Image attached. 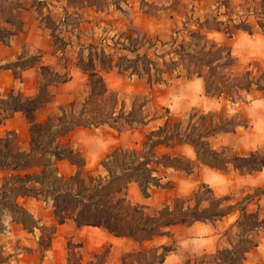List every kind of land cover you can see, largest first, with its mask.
Listing matches in <instances>:
<instances>
[{"label": "crops", "instance_id": "1", "mask_svg": "<svg viewBox=\"0 0 264 264\" xmlns=\"http://www.w3.org/2000/svg\"><path fill=\"white\" fill-rule=\"evenodd\" d=\"M0 1V11L13 14L15 26H19L18 31L0 40V99L12 101V104L0 106V140L11 139L10 143L16 144V149L21 145L19 151L26 154L31 150V125L40 126L48 121L58 124L63 110L68 114H77L82 110L95 92V84L91 81L93 75L102 82L104 93L139 91L135 87L143 80L139 77L141 75L120 67V58L132 59L151 42L171 40L179 31L184 34L196 31L197 34H204V40L229 47L237 65L238 59L227 40H239V35L247 34L232 27L237 24V13L230 11L231 7L244 0H107V4L103 5H90L87 1L74 4L69 0ZM214 17L224 23L220 30L209 29L203 23L213 21ZM248 18L245 19L250 23L251 17ZM7 23L0 19V27H6ZM226 23L232 27L231 36L226 33ZM134 39L145 41L142 45L130 47ZM198 42L203 44V40L195 43ZM160 87H164V96L169 94L165 99L171 98L169 101L173 103L165 108L166 115L149 120L146 118L140 123H128L126 118V124L119 127L117 122L129 112L116 105L112 112L113 125L103 121L86 127L79 126L67 135L58 137L56 144L71 147L86 163L85 167L78 168L68 160L58 161V176L68 178L83 170L90 175L105 177L107 170L102 165L103 160H107L116 150L141 152L147 135L174 118L183 126L187 125L192 115L193 122L198 123L200 116L196 118V113L220 115L213 120L214 124L222 118L240 121L238 117L226 115L223 108L214 107L211 110L214 112L205 110L208 99L220 101L223 98L208 97L202 78L180 77L169 88ZM257 99H254L255 102H261ZM31 100H35L39 107L26 113L19 102ZM173 115H179V119ZM247 116L251 125L237 126L234 132H220L206 138L211 149L226 158L229 153L233 157H250L264 137L258 132V121L251 106L247 109ZM157 121L161 124L150 128ZM10 152L11 147L8 149ZM156 154L186 160L190 162L192 172L154 166L153 176L168 187L151 185L149 196L145 197L138 183L131 182L126 191V198L131 204L143 205L148 212L172 208L176 199L190 201L198 186L205 185L212 190L214 197L228 198L225 205L236 207L231 214L214 223H175L166 229L168 235L156 236L144 242L154 248L172 247L162 264H183L192 256L213 255L231 249L245 226L244 214L248 218L264 220V169L253 174H242L229 165L227 171L222 172L200 162L194 148L185 143L157 146ZM15 172L12 170L9 176L15 175ZM256 189L261 193L254 195ZM14 203H19L32 214L33 221L38 225L40 222V227L45 224L54 229L49 246L45 248L29 244L24 251L9 252L5 256L6 247L0 246V264H67L66 247L72 241H77L76 251H80L81 264L94 263L101 252L107 254L101 264H121L122 258L135 250L137 243L133 238L116 236L112 229L78 226L71 220L56 222L53 212L39 205L40 200L33 196L18 197ZM243 206L244 210L240 211ZM9 219L12 226L18 227L16 221L11 217ZM37 228L34 226L35 233H30L35 235V240L41 236V233L37 234ZM247 234L258 245L246 253L242 264H264V229Z\"/></svg>", "mask_w": 264, "mask_h": 264}, {"label": "trees", "instance_id": "2", "mask_svg": "<svg viewBox=\"0 0 264 264\" xmlns=\"http://www.w3.org/2000/svg\"><path fill=\"white\" fill-rule=\"evenodd\" d=\"M69 1L75 2L73 0ZM80 1H87L90 5L107 4V0ZM256 5V10L258 9V11H254L256 13H254L255 20L253 27L257 28L260 33H264V0H259L256 2ZM206 23L209 29L220 30L221 26L224 25V23L217 20V17L213 18L212 25L208 20ZM232 27L250 35L255 33L252 25L247 20L239 24H233ZM232 27L228 23L225 25L226 33L230 36L232 35ZM195 45L197 47L192 49L191 52L186 50V52L183 51L180 54V61H195L194 65H192V72L186 77L188 79L202 78L205 84V93L208 97L220 99L225 96L229 102L236 103L237 100L242 101V93H248L253 86H255L256 91H264V85L260 81H254L249 71L242 77L226 74L230 70L234 71L236 65V59L232 56L229 47L217 46L207 40H203L202 45L200 42ZM149 61L150 64H153L151 60ZM130 62L134 63L137 60H131ZM188 69L190 70L191 67L187 68V72L189 71ZM205 70L216 80L214 84L208 82L209 78H207ZM132 74L140 75L135 68ZM147 74L149 75V73ZM149 80L153 83L162 81L161 79H152L150 77ZM19 103H21L22 109L26 113L32 112L39 107V104H36L35 100ZM8 104H12V101L0 99V106L4 107ZM11 109L13 110L12 106ZM193 117L192 115L189 118L185 127L179 121H170L159 129L151 131L143 143L141 152L114 151L107 160L102 161V165L107 170L105 177L100 175L94 177L87 173L86 178H81V171L78 170L75 175L66 179L58 176L56 164H53L52 170H49L50 163L52 162L51 156L55 158L56 163L61 160H68L78 168L85 167L86 163L81 155L74 152L71 147L56 144L57 138L67 135L76 127H86L95 123H87L85 120L81 121V117L79 118L72 113L68 114L63 110V116L59 119L58 124L48 121L38 126L46 135L48 134L46 142L43 141V136L37 134L36 139L39 141V146L35 147L31 144L30 153L26 154L18 151V156L13 158L6 157L10 162L0 159V170H6L10 167H12V170L42 169L40 174H34V176L26 174L25 178H22L19 175H12L8 180L4 179V185L0 187V200L3 203L5 202L7 207L11 206L14 208L17 214L20 212L23 216H26L29 214L24 208L14 202L12 204L7 198L16 200L18 197L33 196L35 198L43 197L46 200L49 196H52L53 207L59 223L71 220L78 226H97L112 229L116 236H129L139 244L150 241L156 236L168 235L166 229L175 223H186L190 222V220L191 222L211 223L219 221L236 209L235 206L225 205V201L228 198L217 199L216 202L203 209H200L201 203L199 200H196L193 207H185V202L176 199L172 208L165 207L156 216H150L145 206L131 204L126 198V191L131 182L138 183L145 197L149 196L148 189L151 185L161 188L168 187L167 184H160L159 178L153 176V172L155 171L154 166L171 167L187 173L192 172L190 162L171 158L170 156L159 157L156 154L157 146H170L172 142L185 143L192 146L200 162L222 172H226L229 165H232L242 174H253L264 169V162L259 164L256 161L257 159H255L259 158V154L251 153L250 157L247 158H226L212 150L206 141V138L217 133L234 132L237 126L242 125L247 127V125H243V123L235 118H222L219 123L214 124L211 122L201 129L200 127L204 123L205 116L200 117L201 121L199 124L193 122ZM260 157L264 160V156ZM41 158L48 159V164L42 165L40 163ZM46 171H50L48 173L50 178L52 174L56 175L54 179L47 181V183L42 178L45 173L47 174ZM31 181L35 185H38V187L35 185L29 186L28 183ZM202 187H206L207 191L213 195L212 190L208 186L203 185ZM202 187L198 189L194 196L199 195ZM60 197L64 198V205L68 204V206L66 205L68 214L62 212L59 207ZM243 210L244 206L240 208V211ZM65 212L67 213V211ZM244 217L245 226L237 243L231 249L218 251L216 253L218 255V262H215V264H242L246 253L258 245L257 242L248 237L247 233L256 229H264V220H259L258 217L248 218L245 214ZM172 250L170 246L152 247L150 250L151 259L144 261L142 264H162L168 253ZM216 254L207 257H213ZM71 255L72 264H81L80 255L75 254L73 250H71ZM131 255L129 254V256ZM105 256L104 254L98 262H91L90 264H101ZM191 262L189 258L183 264H192ZM126 263L125 257L122 258L121 264ZM198 264H201V262Z\"/></svg>", "mask_w": 264, "mask_h": 264}, {"label": "rangeland", "instance_id": "3", "mask_svg": "<svg viewBox=\"0 0 264 264\" xmlns=\"http://www.w3.org/2000/svg\"><path fill=\"white\" fill-rule=\"evenodd\" d=\"M74 3L78 4L80 0H73ZM226 1V0H223ZM253 1V2H252ZM244 0L241 3H239L237 6L231 7L230 11L237 13L236 22L237 24L243 22L246 19H249L250 16V24L252 27L254 26V20L255 15L254 11H258L256 0ZM255 1V2H254ZM0 9H2V1H0ZM251 10V11H250ZM2 11V10H1ZM0 11V19L6 20L9 22V24L6 27H0V40L4 37L9 36L15 31H18V27L15 26L16 23H14L13 14H4V11ZM250 11V12H249ZM224 12H226L224 10ZM3 13V14H2ZM246 18V19H245ZM223 19V18H222ZM226 20V19H224ZM209 21V20H208ZM13 23L10 25V23ZM204 21V25L208 26V24ZM209 23L212 25L213 21H209ZM207 24V25H206ZM18 25V24H17ZM235 28V27H234ZM236 29V28H235ZM254 32H258L257 28L253 27ZM233 32L238 33L236 30H233ZM203 35L197 34L196 31H191L188 34H184L183 31H179L176 33V36L172 37L171 40L166 41H153L151 44L147 45L144 50L141 51L140 55L138 54L132 59H127L126 57L120 58L119 60V66L123 69L130 70L129 72L133 73V69L135 68L138 70L141 76L140 79L141 82L138 84V87H135L136 89H139V91L131 92V93H114V92H103L104 88L102 85V82L99 81L98 77L92 76L91 81L95 84L94 85V93L92 94L91 100L85 105L82 110L77 112L75 116H78L81 121H86L87 123L94 122H103L108 121L109 124L113 125L114 122L112 121V112L116 105H118V108L123 107V109L129 114L123 118L122 120H119L117 124L119 127H122L126 124L124 119L127 118L129 120L128 123H140L142 120H145L146 118L154 119L158 118V116L166 115L167 111H165V108L169 107L170 105H173L172 102H170L169 99H165L166 95L164 96V92L162 89L166 86L169 88L174 84V81L177 80V78L180 77H186L189 73L192 72V65H194L192 60L187 62V60L180 61V54H182L183 51H192V49L196 48L195 45L197 41L204 40ZM239 40H227V43L232 47V51L234 56L238 59L237 65L234 67V71L230 70L226 72L227 75L233 74L236 77H242L248 70L251 72V78L254 81H260L261 84L264 85V35L258 33L255 34V36L249 37L248 34L242 33V35H239ZM145 40H138L134 39L133 42L130 44V47L133 45H142L144 44ZM183 46V47H181ZM186 59V58H184ZM128 60H137V62H130ZM153 62V64H150V61ZM176 62V64H174ZM191 67V69L187 72V68ZM149 73V75L147 74ZM205 74L207 78H209L208 82L214 84L216 81L211 75L208 74L207 70H205ZM149 77L152 79H161L162 81L159 83H153L150 82ZM144 85V87H143ZM151 85V86H150ZM153 86V87H152ZM151 87V88H150ZM150 88V89H148ZM164 90V89H163ZM169 95V94H168ZM167 95V96H168ZM208 98V97H207ZM223 99L220 101L214 100V99H208L207 101V107L205 110L209 109L208 112H214L211 110H214L213 108H223L225 110V114L229 115L230 117H238L240 122L243 123V125H251L250 118L247 116V109L248 107H252V113L257 118L258 121V132L259 134L264 137V92H258L256 91L255 86L252 87V89L246 93H242V101L237 100L236 104H231L227 102L226 97H222ZM260 98V99H257ZM226 99V100H225ZM260 100L261 102H255L256 100ZM212 102H210V101ZM145 107L143 108V106ZM174 111V110H173ZM206 112V113H208ZM193 114V113H191ZM124 115V114H123ZM174 117H177L179 119V115H173ZM185 116V115H184ZM183 116V117H184ZM198 116H205L204 123L201 125V129L204 128V126L209 125V121L213 122V120H217L220 115L215 113H208V114H200L196 113V118ZM197 120L199 122L201 119ZM185 118V117H184ZM222 118V117H221ZM176 120V121H174ZM172 122H177V119L174 118ZM185 122H187V119L185 118ZM161 122H153L150 126V128H155L158 125H160ZM117 125V126H118ZM214 125V124H213ZM186 126V125H185ZM184 126V127H185ZM50 128V126H49ZM43 130L39 129L37 125L32 124L31 125V137L33 146H39V141L36 139L37 134H40V136L44 137V142H46L48 138V134H43ZM11 139L6 140H0V159L4 160L6 162H10L6 159V157H16L18 156L19 148H21V145H18V149H16V144L10 143ZM9 147L12 148V152L10 154L8 153ZM17 152V153H16ZM256 152V154H259V158L256 161L260 164L264 162L262 157L264 156V141L259 143L258 148H256L252 153ZM227 158H233L231 153L227 155ZM48 159L41 158L40 163L42 165L48 164ZM52 162L50 163L49 170H52L53 164H56L55 158L51 156ZM55 162H54V161ZM55 168V165H54ZM42 169L37 168L36 171H27V172H20L16 170L15 175H19L22 178H25L26 174H30L31 176L34 174H40ZM12 171V167H10L7 170H0V187L4 185V179L8 180L10 178L9 173ZM81 171V178H86L87 173L83 170ZM20 172V173H18ZM43 175L44 182L47 183V181H50L51 179H54L56 175L52 174L51 178L48 175L50 171H46ZM75 175V174H74ZM90 175V174H89ZM92 176H97L96 174H93ZM69 178V177H68ZM66 178V179H68ZM29 180V179H26ZM30 183H33L31 181ZM28 183V185L30 184ZM31 186V185H29ZM33 186V185H32ZM37 186V185H35ZM202 187L201 185L198 186V189ZM208 189L206 187H202L199 195L193 196L190 201L183 200L186 207H193L195 205L196 200L200 201L201 208L203 209L205 207H208L213 202H216L218 198L214 197L210 192L207 191ZM197 192V191H196ZM195 192V193H196ZM260 190L256 189L254 192V195L260 194ZM8 201H11L13 204L14 200L11 198H7ZM40 200L39 205H41L43 208L50 209L51 212H53L56 222L59 223L58 218L56 217L55 210L53 207V200L52 196H49L46 200L43 197L38 198ZM64 198H59V207L61 208L62 212L65 214H68V210L66 209V205L63 204ZM175 202V201H174ZM174 204V203H173ZM10 205V204H9ZM18 205L22 207L19 203ZM23 208V207H22ZM161 209V208H160ZM160 209H152L147 211V213L150 216H156ZM14 208L11 206L7 207L5 202L3 203L2 200H0V246H5L6 249L4 251L5 256L9 254V252H21L24 251L25 248L32 244L35 246V244H38L39 246L45 248L49 246L50 238L53 233V226L43 225L40 227L37 222L33 221L34 219L32 214L28 213L29 215L23 216L20 212L18 214L15 212ZM67 211V213L65 212ZM28 212V211H27ZM21 214V215H19ZM12 218L14 221L18 223V227L12 226L9 222V218ZM24 223H21V222ZM191 222V220H190ZM38 227L39 233H41V236L39 235V240H35L34 234L31 235L30 233H35V229L33 227ZM137 243V242H136ZM77 241H72L70 244H67V252L65 255V262L67 264H72V255L71 250L76 254H80V251H76ZM153 246L149 244L137 243L135 246L134 252L130 253L132 254L129 256L127 254L125 256L126 264H142L144 261L151 259V248ZM107 255L106 252H101L98 254L95 262H98L102 256ZM129 256V257H128ZM206 256V257H203ZM209 255H200L195 257H190L192 264H198L201 262L206 264H215V262H218V255L216 254L213 257H207ZM127 257V259H126ZM2 257H0L1 259ZM187 259V258H186ZM102 261V260H101ZM102 263V262H101Z\"/></svg>", "mask_w": 264, "mask_h": 264}]
</instances>
